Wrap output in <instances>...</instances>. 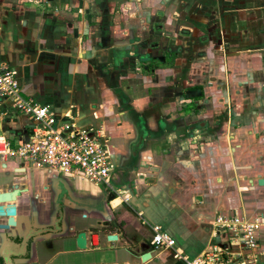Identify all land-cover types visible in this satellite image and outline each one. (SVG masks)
<instances>
[{
	"label": "crops",
	"instance_id": "crops-1",
	"mask_svg": "<svg viewBox=\"0 0 264 264\" xmlns=\"http://www.w3.org/2000/svg\"><path fill=\"white\" fill-rule=\"evenodd\" d=\"M248 32L254 50L242 64L264 57V0H0V56L23 97L101 128L118 190L0 160V194L21 190L13 220L35 232L15 263L178 264L153 249V227L193 257L217 216L264 220V99L241 115L225 100L204 104L212 79L237 78L228 63L239 51L223 46H247ZM27 136V117L0 108V137ZM8 223L0 216V264L9 239L20 246Z\"/></svg>",
	"mask_w": 264,
	"mask_h": 264
},
{
	"label": "built area",
	"instance_id": "built-area-1",
	"mask_svg": "<svg viewBox=\"0 0 264 264\" xmlns=\"http://www.w3.org/2000/svg\"><path fill=\"white\" fill-rule=\"evenodd\" d=\"M21 92L16 72L0 56V108L28 119L25 140L14 143L0 137V160L17 159L37 168L77 176L102 186L109 195H117L113 185L115 166L105 132L80 126L70 109L56 114L50 106L38 105ZM152 233L153 249L170 252L178 264H264L262 218L248 219L236 212L217 216L210 223L205 248L193 257L179 251L175 239L160 227H153ZM92 245H97L93 239Z\"/></svg>",
	"mask_w": 264,
	"mask_h": 264
},
{
	"label": "rangeland",
	"instance_id": "rangeland-1",
	"mask_svg": "<svg viewBox=\"0 0 264 264\" xmlns=\"http://www.w3.org/2000/svg\"><path fill=\"white\" fill-rule=\"evenodd\" d=\"M259 34H263V33L259 32ZM233 35H235V33H233ZM248 35H249V42L248 45L245 47H242L241 45L233 46V45H237L238 44L237 42H235V44L234 43L232 44L230 41L225 42V45L223 46V53H227L228 56L233 57L231 53L235 52L236 49H238L239 51L237 59H234L235 60L234 62L229 61L228 63L229 67H232L233 71H235L236 73L238 72V74L235 73L237 78H235L234 80L232 79L227 80L220 78L212 79L211 84H214L215 86H213V89L207 90L209 96L206 97L207 100L204 103L206 107H208V109L214 107V105L219 101L223 102L224 100L226 103L229 102V104L233 105V107L235 108L234 113L237 115H241L243 113L247 114L248 112L252 111L253 108L261 107L262 100L264 99V73L261 67L264 64V57H261L259 61L258 59H255V63L251 62L249 64H246L247 61L252 59L251 54H252V50H254V48L250 46L251 32H248ZM218 52L221 51L219 50ZM244 62L246 63L242 64ZM258 63L259 65L257 66ZM247 70L252 72V75L250 77H248L245 74L243 75V73H241L242 71H247ZM209 81H210L209 79H205V81H201V82L209 83ZM227 82L229 83L230 90H228V92L226 93V86L228 87ZM209 101L210 102L212 101V103H210ZM240 103L245 106L250 105V103L251 105L248 107L246 111L240 112L237 107V104ZM216 108H217L216 110L219 109L218 107ZM199 109L201 110L202 113L205 112L206 115H209L207 114V111H205V107H202V105L201 107L199 105ZM225 117L227 119L229 118V116H224L223 114L222 118L225 119ZM82 181L84 182V184H88L87 181L85 180ZM91 190H93V188H91ZM263 241L264 239L262 240V242Z\"/></svg>",
	"mask_w": 264,
	"mask_h": 264
},
{
	"label": "water",
	"instance_id": "water-1",
	"mask_svg": "<svg viewBox=\"0 0 264 264\" xmlns=\"http://www.w3.org/2000/svg\"><path fill=\"white\" fill-rule=\"evenodd\" d=\"M264 183V180H259L258 184L262 185ZM21 190L15 188L13 189L11 192L9 193H2L0 194V204H9L8 206H6L5 208H3V206H0V216L1 217H7L9 218V223L5 226H3L4 228H9V227H15L16 228V238L19 239L20 243V247H21V252L20 253H9L10 251L8 249L9 244H11L13 241H11L10 239L8 240V242H6L5 246H4V252H3V259H4V263L5 264H13L11 261V256H21L23 253V251L25 252L26 247L28 246V242L30 241V239H33L35 236V232L32 231V229H28L25 233L22 232L21 230V226L20 224L22 223V220L16 218V220L14 221V217L16 216V211H15V207L12 205V203L15 202L16 198L20 195ZM64 204L66 206H70L73 207V204L68 201L65 200ZM115 236H109L108 240H115ZM76 245L80 250H84L86 248V235L85 233H80L78 234L77 238H76ZM25 255V253H24ZM149 254H144L141 257L142 262H145L148 258H149Z\"/></svg>",
	"mask_w": 264,
	"mask_h": 264
},
{
	"label": "flooded vegetation",
	"instance_id": "flooded-vegetation-1",
	"mask_svg": "<svg viewBox=\"0 0 264 264\" xmlns=\"http://www.w3.org/2000/svg\"><path fill=\"white\" fill-rule=\"evenodd\" d=\"M232 114L235 115L234 110H233ZM13 244H14V243H13ZM10 247H11V245L9 244V247H8V248H10ZM14 247H15V246H14ZM8 250L10 251L9 253H15V254H16V253H20V252H21V247H20V246H17V247H15V248L12 247V248H10V249H8ZM25 251H26V250H25ZM22 253H23V254H22L21 256H17V257H16V256H11L10 259H11V261H12L13 264H16V263H15V259H16V258L24 257V253H25V252L23 251ZM2 255H3V254H2ZM1 264H5V263H4L3 256H1Z\"/></svg>",
	"mask_w": 264,
	"mask_h": 264
}]
</instances>
